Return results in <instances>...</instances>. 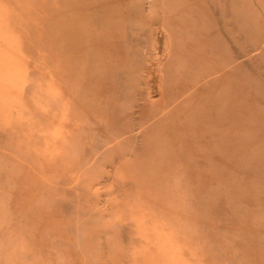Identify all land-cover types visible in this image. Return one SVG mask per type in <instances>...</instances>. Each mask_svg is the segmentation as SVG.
I'll use <instances>...</instances> for the list:
<instances>
[{
    "label": "rangeland",
    "instance_id": "1",
    "mask_svg": "<svg viewBox=\"0 0 264 264\" xmlns=\"http://www.w3.org/2000/svg\"><path fill=\"white\" fill-rule=\"evenodd\" d=\"M0 264H264V0H0Z\"/></svg>",
    "mask_w": 264,
    "mask_h": 264
}]
</instances>
